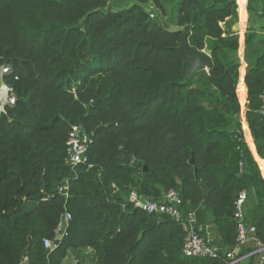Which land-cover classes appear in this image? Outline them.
<instances>
[{
    "label": "trees",
    "instance_id": "trees-1",
    "mask_svg": "<svg viewBox=\"0 0 264 264\" xmlns=\"http://www.w3.org/2000/svg\"><path fill=\"white\" fill-rule=\"evenodd\" d=\"M109 1L0 0V64L11 66L4 80L16 95L0 116V264H61L86 249L90 264H223L243 189L244 220L264 243V0H175L189 48L210 55L191 78L181 72L180 33L143 7L163 13L160 0L118 10ZM74 125L90 142L88 161L71 168ZM65 180L67 196L58 191ZM170 188L205 241L213 227L219 258L185 256L177 221L126 201L131 190L160 201ZM65 209L71 219L55 244ZM45 238L54 240L46 257Z\"/></svg>",
    "mask_w": 264,
    "mask_h": 264
},
{
    "label": "built area",
    "instance_id": "built-area-1",
    "mask_svg": "<svg viewBox=\"0 0 264 264\" xmlns=\"http://www.w3.org/2000/svg\"><path fill=\"white\" fill-rule=\"evenodd\" d=\"M10 71L11 66L9 64H0V116L5 114L8 107H12L16 104L15 93L12 87L4 80V76ZM259 97L261 100L260 113L264 114V92H262ZM89 142L90 135L85 133L80 126H72L66 140L65 164L74 168L78 164L86 163L88 161L86 152ZM65 189H67V180H65L62 186L58 187V191L67 196V193L64 192ZM246 197L247 192L243 189L239 191L234 201L233 217L236 221V240L234 247L224 252L223 264H241L245 257L256 254H259V260L264 264V243L260 241L255 235L252 227L248 226L244 220ZM126 201L134 208L147 213L165 214L177 221L184 233L182 253L185 256L207 257L211 259H217L221 256L218 248L210 245L208 240L205 241L200 235L196 228V217L194 212H189L187 215L183 216L179 209L181 199L174 189H168L164 193L163 199L160 201H153L142 197L135 190H131L126 197ZM70 219L71 214L65 209L59 216V221L54 228L55 240H60L65 234V229ZM43 245L50 250L54 246V240L45 238L43 240ZM247 248H249V251L243 254L240 253L241 250Z\"/></svg>",
    "mask_w": 264,
    "mask_h": 264
},
{
    "label": "water",
    "instance_id": "water-1",
    "mask_svg": "<svg viewBox=\"0 0 264 264\" xmlns=\"http://www.w3.org/2000/svg\"><path fill=\"white\" fill-rule=\"evenodd\" d=\"M239 22H235L233 28L236 32H239L238 29ZM162 29L171 32V33H180V43L176 47L177 55L182 61V68L181 72L187 78H191L197 71L199 70H206L210 66V55L205 51H197L194 48H189L187 43V35L189 33L188 26H180L177 24L172 25H164L162 24ZM247 151L248 148L246 147L243 150V158H242V169H245L247 166ZM190 163H194L193 156L190 159ZM240 176V174H238ZM195 177L196 179L199 178L197 171L195 170ZM59 241L55 240V244ZM49 249L45 251V257L49 253ZM21 264H28V261L25 259ZM76 264H81L77 262Z\"/></svg>",
    "mask_w": 264,
    "mask_h": 264
},
{
    "label": "rangeland",
    "instance_id": "rangeland-1",
    "mask_svg": "<svg viewBox=\"0 0 264 264\" xmlns=\"http://www.w3.org/2000/svg\"><path fill=\"white\" fill-rule=\"evenodd\" d=\"M160 1H161L162 6H163V9H164L163 13L162 12H156L155 10H157V9L150 2L143 4V7L146 9V11L148 12V14L150 16L149 19L156 20V21L158 20V21L162 22L164 25L176 24L175 0H160ZM133 3H135L134 0H112V1L108 2L107 7H110L113 10H118V9L128 7ZM244 109H245V103L243 106H241L242 113H243ZM256 163L258 165V162H256ZM258 167H259V165H258Z\"/></svg>",
    "mask_w": 264,
    "mask_h": 264
},
{
    "label": "crops",
    "instance_id": "crops-1",
    "mask_svg": "<svg viewBox=\"0 0 264 264\" xmlns=\"http://www.w3.org/2000/svg\"><path fill=\"white\" fill-rule=\"evenodd\" d=\"M246 4V3H245ZM247 13V12H246ZM246 26H247V18H246V21H245V26H244V29H243V34H244V31H245V28H246ZM238 34H239V32H238ZM243 34H242V42H239V45H240V53H241V51H242V48H243ZM243 65V67H244V64H242ZM245 96H246V87H245ZM244 113H245V109L243 110V113L241 114V117H242V120L246 123V121H245V118H244ZM242 121V122H243ZM247 125V124H246ZM244 139H245V137H244ZM251 139H252V137H251ZM245 142H246V140H245ZM246 144H247V142H246ZM252 144H253V140H252ZM253 146H254V144H253ZM247 148H248V150L251 152V154H252V151H251V149H250V147H249V145H247ZM254 149H255V147H254ZM255 152H256V150H255ZM256 155H257V153H256ZM258 156V155H257ZM258 158L260 159L259 161H261V162H264V159H261L259 156H258ZM255 159V158H254ZM256 160V159H255ZM256 162H258L257 160H256ZM258 165H259V163H258ZM259 168V167H258ZM260 170V169H259ZM261 173V172H260ZM263 177V176H262ZM197 221V220H196ZM204 230H205V232H206V237H207V239L210 241L211 239H213L214 238V231H213V227L212 226H209V225H206L205 226V228H204ZM76 254H77V252H73V251H68V254L66 255V257L64 258V260L62 261V263L61 264H76L78 261L76 260L77 259V256L79 257V262L81 263V264H90L89 263V258L91 257V249H86V250H83V251H81V252H79L78 253V255L76 256ZM77 261V262H76ZM261 264H262V261H259Z\"/></svg>",
    "mask_w": 264,
    "mask_h": 264
},
{
    "label": "bare ground",
    "instance_id": "bare-ground-1",
    "mask_svg": "<svg viewBox=\"0 0 264 264\" xmlns=\"http://www.w3.org/2000/svg\"><path fill=\"white\" fill-rule=\"evenodd\" d=\"M6 82V81H5ZM7 83V82H6ZM13 89V88H12ZM83 130V129H82ZM71 131V130H70ZM85 133H87V132H85Z\"/></svg>",
    "mask_w": 264,
    "mask_h": 264
}]
</instances>
